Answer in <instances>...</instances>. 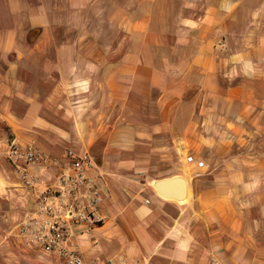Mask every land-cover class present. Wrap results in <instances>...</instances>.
<instances>
[{"label": "crops", "instance_id": "obj_1", "mask_svg": "<svg viewBox=\"0 0 264 264\" xmlns=\"http://www.w3.org/2000/svg\"><path fill=\"white\" fill-rule=\"evenodd\" d=\"M175 2L186 37L161 59L148 26ZM111 8L129 47L95 49L87 13ZM13 143L44 159L14 160ZM70 150L101 194L102 222L71 229L85 264H264V0H0V264L51 262L20 230ZM173 177L184 201L154 187Z\"/></svg>", "mask_w": 264, "mask_h": 264}, {"label": "built area", "instance_id": "obj_2", "mask_svg": "<svg viewBox=\"0 0 264 264\" xmlns=\"http://www.w3.org/2000/svg\"><path fill=\"white\" fill-rule=\"evenodd\" d=\"M10 156L25 165H32L44 159L43 154L36 148L28 146L22 148L13 143L9 149ZM70 160L66 173L60 175L55 185L42 196L40 217L32 218L21 227V234L27 238L29 244L42 252L57 255L65 264H85L78 250L72 245V226L82 222L100 224L102 219L98 215L101 202L99 189L86 176V168L90 157L68 151ZM194 162L193 157L187 158ZM203 166V162L198 163ZM22 181L27 186H35L36 178L27 171L22 173ZM99 264V263H96ZM102 264H160L150 258H128L114 256ZM176 264V263H170ZM206 264H223L218 260H211Z\"/></svg>", "mask_w": 264, "mask_h": 264}, {"label": "rangeland", "instance_id": "obj_3", "mask_svg": "<svg viewBox=\"0 0 264 264\" xmlns=\"http://www.w3.org/2000/svg\"><path fill=\"white\" fill-rule=\"evenodd\" d=\"M130 2V1H127ZM160 4L165 3L160 1ZM173 8H161L157 10L160 13V17H167L171 23L168 24H153L148 26V32L151 29L160 32L159 36H162V44L160 45V57L161 59H169L166 57H161L163 55V50L166 51L169 47L167 46V37L170 44H174L177 40L181 41L186 35L179 30L181 26L177 23V20L180 19L182 10L177 8V4ZM151 8L144 9V11L152 12ZM135 10H127V14L134 13ZM86 15V14H85ZM87 26L85 31L82 33L84 38L89 40V43H92L95 49L97 48H127L129 47L128 35L134 31L133 25H126L123 22V18L120 15V10L117 8L111 9H98V10H89L86 16ZM181 48V46H179ZM114 57V56H112ZM117 57V56H116ZM113 59V58H112ZM173 59V58H170ZM189 157V156H188ZM57 255L51 256V262H45V260L35 261L30 264H65L62 259H57Z\"/></svg>", "mask_w": 264, "mask_h": 264}, {"label": "water", "instance_id": "obj_4", "mask_svg": "<svg viewBox=\"0 0 264 264\" xmlns=\"http://www.w3.org/2000/svg\"><path fill=\"white\" fill-rule=\"evenodd\" d=\"M157 192L165 199L184 201L187 196V185L183 178L173 177L158 180L154 183Z\"/></svg>", "mask_w": 264, "mask_h": 264}]
</instances>
